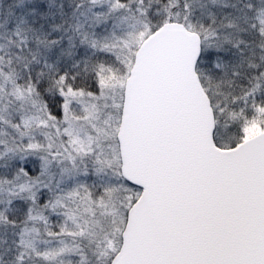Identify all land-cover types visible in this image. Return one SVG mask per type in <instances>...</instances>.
Here are the masks:
<instances>
[{"label": "snow or ice", "instance_id": "1", "mask_svg": "<svg viewBox=\"0 0 264 264\" xmlns=\"http://www.w3.org/2000/svg\"><path fill=\"white\" fill-rule=\"evenodd\" d=\"M0 264H264V0H0Z\"/></svg>", "mask_w": 264, "mask_h": 264}]
</instances>
